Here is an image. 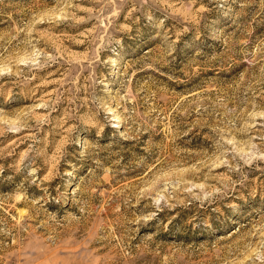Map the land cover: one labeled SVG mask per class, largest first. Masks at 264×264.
Instances as JSON below:
<instances>
[{
  "label": "rangeland",
  "instance_id": "1",
  "mask_svg": "<svg viewBox=\"0 0 264 264\" xmlns=\"http://www.w3.org/2000/svg\"><path fill=\"white\" fill-rule=\"evenodd\" d=\"M0 264H264V0H0Z\"/></svg>",
  "mask_w": 264,
  "mask_h": 264
}]
</instances>
